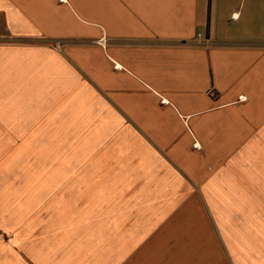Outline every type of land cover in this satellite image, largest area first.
Returning a JSON list of instances; mask_svg holds the SVG:
<instances>
[{"label":"crops","instance_id":"1","mask_svg":"<svg viewBox=\"0 0 264 264\" xmlns=\"http://www.w3.org/2000/svg\"><path fill=\"white\" fill-rule=\"evenodd\" d=\"M20 148L110 260L227 264L226 212L259 236L264 0H0V174Z\"/></svg>","mask_w":264,"mask_h":264},{"label":"rangeland","instance_id":"2","mask_svg":"<svg viewBox=\"0 0 264 264\" xmlns=\"http://www.w3.org/2000/svg\"><path fill=\"white\" fill-rule=\"evenodd\" d=\"M26 152L20 148L19 162L4 163L0 174V264H122V260L107 258L106 243L90 242L60 211V183L69 179L59 174V164L43 162L42 148H36L33 157ZM260 189L257 243H235L234 214L225 213L223 230L231 239L226 245L227 264H235L236 248L239 264H264V187ZM227 197L233 202V193ZM204 261L222 262L215 257Z\"/></svg>","mask_w":264,"mask_h":264},{"label":"built area","instance_id":"3","mask_svg":"<svg viewBox=\"0 0 264 264\" xmlns=\"http://www.w3.org/2000/svg\"><path fill=\"white\" fill-rule=\"evenodd\" d=\"M199 36H201V34H200ZM58 44H59V43H58Z\"/></svg>","mask_w":264,"mask_h":264}]
</instances>
